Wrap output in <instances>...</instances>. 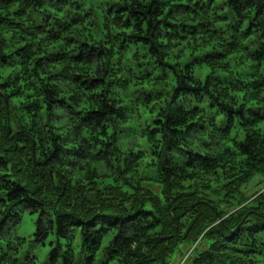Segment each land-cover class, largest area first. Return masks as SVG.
Wrapping results in <instances>:
<instances>
[{"label": "clouds", "instance_id": "1", "mask_svg": "<svg viewBox=\"0 0 264 264\" xmlns=\"http://www.w3.org/2000/svg\"><path fill=\"white\" fill-rule=\"evenodd\" d=\"M185 3L0 0V264H264V0Z\"/></svg>", "mask_w": 264, "mask_h": 264}, {"label": "trees", "instance_id": "2", "mask_svg": "<svg viewBox=\"0 0 264 264\" xmlns=\"http://www.w3.org/2000/svg\"><path fill=\"white\" fill-rule=\"evenodd\" d=\"M30 2V0H29ZM211 4L213 7L217 6L218 4L223 3V0H210ZM179 3L181 6L187 7L185 0H179ZM243 5H241L239 2L237 3L236 7H242ZM9 11L16 14V15H21L23 10L19 9L18 6L17 7H11V5L9 6ZM126 11V9H122L121 10V14H124V12ZM153 12H155V9H153ZM170 14V13H169ZM261 15V11L259 9H256V11L254 12V19L256 17H259ZM6 21V17L5 18H0V23H5ZM47 22V21H46ZM221 22H223V19L221 20ZM7 23L9 24V26L13 25L12 21H7ZM171 21H168V24L171 25ZM245 24L248 25L247 29H246V38L252 41L256 40V32H257V26L253 25L252 21L250 20H245L244 21ZM261 26H264V24H262ZM15 27H19L18 24H15ZM41 36L44 35L43 32L40 33ZM53 40L54 42H58V43H63V41H57V34L53 33ZM71 39H75V37H72ZM147 40L146 38H141V43H146ZM24 47H27V45H25ZM256 57H261L264 56V45H262L254 54ZM39 60H44L47 59L49 63H56L58 62L61 57L58 54H54L49 58H45V57H39ZM224 59H227V57H224ZM9 75L11 74V72L8 73ZM4 73L3 70H0V77H3ZM251 111V109H250ZM9 195L11 196V193H9ZM20 199H31V197H24L23 195L20 196ZM9 204L12 203L11 200L8 201ZM37 213L38 214H42L40 209H37ZM17 214L16 213H11L6 219H5V223H7L8 221H11L12 223H19V221L17 220ZM2 225H0V229H2ZM73 227H77V229L79 230L78 226H73ZM56 231L57 233H59V224L56 225ZM35 235V233H34ZM100 247L104 248L105 247V243L104 240H101L100 242ZM48 259L50 261V264H55L56 261V249L52 248L51 251L49 252L48 255ZM116 262V264H118V261H114Z\"/></svg>", "mask_w": 264, "mask_h": 264}, {"label": "rangeland", "instance_id": "3", "mask_svg": "<svg viewBox=\"0 0 264 264\" xmlns=\"http://www.w3.org/2000/svg\"><path fill=\"white\" fill-rule=\"evenodd\" d=\"M21 221H19V223H20ZM34 235V234H33ZM48 246H49V249H50V251H51V249H52V247H51V240H49V244H48ZM49 251V252H50ZM49 255V254H48ZM113 264H116V262H113Z\"/></svg>", "mask_w": 264, "mask_h": 264}]
</instances>
